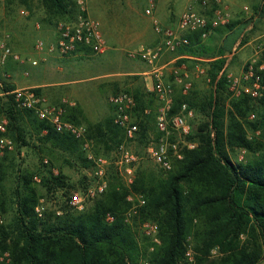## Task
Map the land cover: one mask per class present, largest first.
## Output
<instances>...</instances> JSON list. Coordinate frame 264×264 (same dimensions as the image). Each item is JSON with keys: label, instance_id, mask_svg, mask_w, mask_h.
<instances>
[{"label": "trees", "instance_id": "1", "mask_svg": "<svg viewBox=\"0 0 264 264\" xmlns=\"http://www.w3.org/2000/svg\"><path fill=\"white\" fill-rule=\"evenodd\" d=\"M40 1L48 23L57 25L77 18L76 0ZM253 8L256 15L264 18V0ZM231 27V23L226 25ZM185 35L189 44L177 50L193 57L179 58L177 66L188 59L197 60L195 63L206 68V78L212 84L209 96L203 100L194 91L175 96L173 113L187 101L190 107L200 108L206 114L197 133L189 137L197 142L196 147L186 150L184 158L176 161L169 172L153 168L143 159L131 187L125 185L118 168L110 166L107 189L85 210H75L66 201L59 207L63 210L60 214L58 208L38 213L37 207L45 196L42 189L53 194L65 186L66 175L53 172V159L67 154L81 161L85 168H91L93 163L79 139L57 131L34 110L19 107L12 94L16 86L0 82V114L9 118L8 135L17 150L28 147L39 157H50L48 165L43 164L48 172L18 169L10 173L15 161L10 159L9 152L0 159V210L10 214L0 227V250L9 252L8 264H139L143 256L150 264H192L186 255L191 244L195 264L264 261V90L259 99L247 93L232 96L227 77L228 54L233 53L241 32L230 36L209 55L204 50L201 31ZM78 52L90 50L81 47ZM262 64L264 50L258 70ZM258 72L264 85V67ZM172 82L175 83L174 76ZM36 90L42 92L41 87ZM132 94L137 102L133 115L140 127L139 141L147 146L151 132L158 134V100L148 89L136 88ZM65 107V120L87 123L97 155L111 156L125 139L124 130L114 123V109L103 120L92 122L80 105ZM252 112L257 115L255 119L250 118ZM238 148L246 149L251 157L235 161L232 154ZM36 174L42 176L40 185L34 182ZM84 179L87 188L89 177ZM132 191L144 194L147 203L140 218L158 222L160 243L153 244L143 237L141 244L138 231L126 221ZM108 213L113 215L112 221L107 220ZM214 249L220 254L216 259L210 258Z\"/></svg>", "mask_w": 264, "mask_h": 264}, {"label": "rangeland", "instance_id": "2", "mask_svg": "<svg viewBox=\"0 0 264 264\" xmlns=\"http://www.w3.org/2000/svg\"><path fill=\"white\" fill-rule=\"evenodd\" d=\"M152 0H93L90 3L89 0V12L93 18H96L101 23L102 32L107 39V41L113 45V40L118 41L123 39V43H117L121 50L120 55L116 57L107 55L109 54V49L106 53L96 54L93 52L87 53H77L72 57H51L43 52H39L35 49V42L38 39H44L45 41L51 42L54 38L48 36V34H42L41 30L45 31L46 24V13L44 7L40 0H0V41L5 35H10V40H13V32L10 28V24L15 20H26L30 22L33 26L34 24H40L39 29L33 30L30 34V42L29 47L26 50H21L19 48H15L11 42H9L12 49L21 55L23 61H16L13 58L9 57L5 62H2V52L0 49V82H8L12 83L13 80H19L21 78L26 79V81H40V82H61V84H57L55 86H49L42 88V93L53 103H61L62 101H66L68 105H80L82 109L85 111L86 116L92 122H97L99 120H103L105 117L111 115L113 113V108L110 103V97L113 94H116L121 91H130L134 92L136 88H142L146 91L148 89V85L145 82V79L141 75H132L128 76L131 78L130 82H126L125 84L120 86L119 81L117 80L118 76H104L101 78L93 79V76L98 72H110L113 69L118 68V64L122 67L130 66V62H132V67H134L135 62L140 60L138 58H131L128 56V50L132 48H136L140 45L146 46H154L156 45L160 39L158 33L155 31L154 24L152 22V18L150 15L146 13V8L149 6ZM156 4L155 15L158 17L160 23L163 26H168L167 24L161 21V16L157 13V4L159 0H153ZM184 1V5H177V8L180 10L186 9L188 7V0H179ZM206 3H205V2ZM240 2L239 7L244 16L248 15L246 11H253V6L257 3H260L261 0H238ZM200 6L204 8H208L209 10H205L202 12L204 16L208 19H211L213 15L212 11L216 7L219 6V2L217 0H198L197 1ZM176 8V10H178ZM231 17V16H230ZM252 18H249L250 21ZM263 19V18H262ZM260 20V22L256 23L252 28L248 29V21L246 22L245 28H240L234 30L230 35L235 36L238 33L244 32L245 34L243 38H249L252 35H262L264 34V20ZM232 21V20H231ZM230 21V23H231ZM55 24V23H50ZM251 24V23H250ZM54 26V25H53ZM226 26V25H225ZM171 27V26H169ZM219 27V26H218ZM176 28V27H173ZM231 28H234L232 25ZM231 28L224 29L223 31L231 30ZM247 29V30H246ZM40 30V31H39ZM216 32V33H215ZM221 30L219 28H214L211 33L207 36V38L203 39V43L205 45L206 52L208 55L210 53L216 52L215 47H218L221 44ZM153 36L155 39H153ZM260 43L256 46L253 54L249 56L246 60L250 61L253 58L257 57L256 51L259 49H263V47L259 48V46L264 41V36L260 38ZM115 44V43H114ZM233 45V52L239 50L242 44ZM179 51H167L169 59L176 56ZM244 52L237 53L232 56V63L227 67V73H232L234 75H238L240 72V67L242 62H237V57H241ZM261 55V53H260ZM119 57V58H118ZM257 59V58H256ZM259 58L257 61H259ZM34 60H38V64H33ZM114 61H118L116 63ZM142 62L144 60H141ZM188 62H185L187 69L186 71L189 74L187 78L188 81L193 83L192 88L189 94L194 91L198 93L199 100L206 99L211 90L212 84L207 80L205 75L198 74L194 59H188ZM145 62V61H144ZM245 62V63H246ZM244 63V65H245ZM258 65V62L256 66ZM177 64L173 66L176 67ZM172 68V69H173ZM164 71V81L167 83L172 82V72L171 70H163ZM28 72V74H26ZM184 72V71H183ZM114 79V80H110ZM173 83V82H172ZM174 85V96L181 95L183 93V86L181 84L173 83ZM47 90H44L46 89ZM230 88V87H229ZM50 91L51 93H49ZM188 94V95H189ZM57 96V97H56ZM195 98V97H194ZM259 99V98H257ZM61 101V102H60ZM195 119L191 122L192 131L191 134L187 136V140L189 142L195 143L197 142L191 140L189 137L193 136L197 133L200 123H202L206 119V114L200 108L195 109ZM254 114L255 117H251ZM250 115L251 119H255L257 117L255 112H252ZM84 121V120H83ZM84 124H87L85 121ZM151 140L156 136L155 130L151 132ZM249 134H253L250 132ZM141 136H137L136 139L129 141L130 146L144 156V161L147 165L159 169V167L147 157V146L141 143L139 140ZM196 147V146H195ZM10 159L15 161V167L11 169L10 173H14L18 169L30 170V171H39L38 169H45L44 171L48 172V167H43V164L46 163L45 160H48L50 157L47 154H41L39 157L34 149H29L28 147H24L20 150H17L16 146L14 150L9 152ZM233 159L235 161H245L246 159L251 157V154L243 148H238L234 154H232ZM54 160V166L52 168L53 172L58 174L60 171L66 175L65 186L59 189L55 193H47L44 189L45 193L44 198L41 200V204L39 205L41 211L44 210H53L57 209V213H62L61 205L66 204V201L69 204V207L81 211L85 210L87 206H90L93 199L87 201L86 206L83 209H78L74 207L70 201L69 196L71 193L75 194L78 190L86 189L84 186V176H88L89 179L92 177L90 173L93 172V165L91 168H85L81 166V161L77 162L73 157L67 154H60ZM48 163H46L48 165ZM45 172V173H46ZM120 174V173H119ZM35 176L41 179L40 182L35 180ZM34 176L35 184H41L42 176L40 174H36ZM123 182L126 186V180L120 174ZM107 179L108 176H107ZM89 184V183H88ZM109 184V182H108ZM89 186V185H87ZM108 187V186H107ZM128 187H131L128 186ZM131 193H139L134 192ZM144 195V194H143ZM97 197V196H96ZM1 211V210H0ZM2 213V212H1ZM126 213V212H125ZM141 214V213H140ZM3 215V224L10 218V214ZM147 220V219H146ZM152 220V219H150ZM145 220H141L140 215L135 217L130 223L133 225L135 230L138 231V237L140 239V243H143L142 238L148 237L151 243H160L161 239L158 232L159 242L153 241V239L144 233L142 229V222ZM155 221V220H153ZM157 224L158 222L155 221ZM159 225V224H158ZM1 227V224H0ZM160 230V229H159ZM150 249V248H149ZM191 249L192 256L194 260L190 263L195 264V252L194 248L191 245L188 246V250ZM145 256L142 257V259ZM220 257V254L216 249L212 251V255L210 258L216 259ZM141 259V261H142ZM140 261V263H141ZM139 263V264H140ZM264 264V261L261 263Z\"/></svg>", "mask_w": 264, "mask_h": 264}, {"label": "built area", "instance_id": "3", "mask_svg": "<svg viewBox=\"0 0 264 264\" xmlns=\"http://www.w3.org/2000/svg\"><path fill=\"white\" fill-rule=\"evenodd\" d=\"M220 1L217 0L219 3ZM76 3L78 7L77 18L74 21L58 22L56 25L57 33L53 41L38 39L35 42L37 51L47 55L70 57L79 53L78 50L81 47L88 48L96 54L106 53L111 48L102 32L101 23L89 14V0H76ZM155 9L156 4L152 0L145 11L151 16L155 31L162 37V40L154 46L140 45L129 49L127 52L129 57L140 58L152 66L153 83L150 91L155 93L158 100L156 117L158 134L148 143L146 151L147 157L162 171L169 172L173 169L176 161L184 158L186 150L196 146L195 143L187 140V136L191 134V122L195 119L196 113L187 101L181 103L178 112H172L175 102L174 86L172 83L164 81L163 68L157 66V61L163 53L176 51L178 48L189 44V38L185 35L186 32L201 31V37L205 39L214 28L228 24L231 18L227 11L220 6L216 7L211 19H208L193 6H188L180 15L177 28H173L163 26L160 23L155 15ZM9 40L10 35L7 34L0 41L2 62H5L9 57L16 61H23L21 55L12 49ZM261 47H263L262 50L256 51L257 59L264 50V41L259 46V48ZM256 58L247 61L238 75L227 74L232 96L237 97L242 93H247L252 98L257 99L263 95L262 75L258 71L264 67V64L260 65L258 70ZM33 64H38V60H34ZM196 68L198 74L207 77L206 68L203 65L197 64ZM186 69L187 66L183 63L174 67L172 74L174 82L183 86V93L189 94L193 83L187 80L189 74ZM207 80L210 81L209 78ZM36 88L30 86L12 91L17 105L34 110L40 119L46 120L57 131L68 132L79 139L82 142V149L86 157L93 163L89 186L83 191L78 190L75 194L71 193L69 196L70 203L81 210L86 206L88 200L94 199L104 192L108 186L107 176L112 165L118 168L128 186L132 185L136 178L138 166L144 159V156L135 151L129 144V141L136 139L140 130L133 115V110L137 105L134 95L128 91H121L113 94L109 99L114 109V123L124 130L125 139L111 156H104L95 153L94 143L88 136L86 124L74 123L64 119L66 101L53 103ZM146 112L148 113L149 110ZM251 117L253 118L255 115L252 114ZM8 125V116L0 114V159L15 148L14 140L8 135ZM45 162L48 163V160L46 159ZM35 180L41 181L37 176H35ZM128 200L131 202V206L125 213V219L131 223L135 217L140 215L147 200L143 194L139 193H130ZM37 211L40 215L42 214L39 206ZM107 220L112 221L113 215L108 213ZM3 222V215L0 211V224ZM141 226L145 234L150 236L153 241L159 242V225L155 221L147 219L142 222ZM186 255L191 262L194 260L191 249L187 250ZM9 262V252L0 250V264H8ZM140 264H150V261L143 258Z\"/></svg>", "mask_w": 264, "mask_h": 264}, {"label": "crops", "instance_id": "4", "mask_svg": "<svg viewBox=\"0 0 264 264\" xmlns=\"http://www.w3.org/2000/svg\"><path fill=\"white\" fill-rule=\"evenodd\" d=\"M92 1L93 0H90V3H92ZM197 1L198 0H188V2H187L189 4L188 6H193L195 9H197L201 13L204 12L205 10H209L208 8H204V7L200 6V4L197 3ZM178 4L180 6H182V5H184V1L180 2L179 0H159V3L157 4V13H159V16H161V21L163 20L162 21L163 23L167 24L168 26L177 28L179 17L182 14V12L185 10V9H183V10L178 9L177 8ZM239 4H240V2L238 0H221L219 3V6L224 8L227 11V13L231 16L230 21L232 20L231 24L234 25V28H231V30H228V31H223L224 29H227L225 26L227 24L219 26L221 33H222L220 45H222L224 42L227 41V39L230 36H232L230 34L232 32H234V30H237V29H240L243 27L245 28V25L247 24L246 22L248 21L249 18H252V19L248 24V29L252 28L256 23L260 22V20H261V18L258 15H256V13H254V10L250 11V12L246 11V13L248 15L244 16L242 11H241V8L239 7ZM176 8L178 10H176ZM89 14H90V12H89ZM211 14L214 15L213 11ZM262 20H264V18ZM39 27H40V25L38 23L34 24V26H33L30 22H28L26 20H15L13 23L10 24V28L12 29V32H13V40H11L9 42H11V44L15 48H19L21 50H26L29 47V42H30L29 37H30L31 32L33 30H37V28L39 29ZM46 32L50 33V34H48V36L52 35L51 37L55 38L56 33H57L56 24H50V23L46 22L45 31L41 30V33L47 34ZM244 34H245V31L242 32L240 38H238L237 42L235 43L234 49H235L236 45H238L241 42ZM262 36H264V34L252 35L249 38H246L245 39L246 41L242 44V46L239 48L238 51L233 52L232 54H228V58H229L228 64H233L231 61H232V56H234L235 53H237L239 55L240 52H244L241 57L236 58L238 63L242 62V65L240 67V72H239V73H241V70L244 66V63L249 58V56L251 54H253L256 46L260 43V41H261L260 38ZM153 39H155L154 36H153ZM159 39H160V41L162 40V37L160 35H159ZM111 42H113V45L108 42L111 46V49L109 50V54H107V55H110V56L117 58V56H119L121 54L120 53L121 48L116 44L120 43V42L123 43V39L118 40V41L113 40ZM167 55H168L167 53L166 54L163 53L161 55V57L157 61V66L162 67L163 70L169 69V70H171V72H172L173 66L177 63V60L179 58H181V57L192 58L193 57L191 55L182 54L180 52H178L176 54V56H174L171 59H169V56H167ZM50 56L55 57V55H50ZM138 59H140V58H138ZM141 60L142 59L137 60V62H135L134 67H132V64H133L132 62H130V66H126V67H122L118 64V68L113 69L110 72H107V71L98 72L97 74H95L93 76V79L101 78L104 76H118L117 80L119 81L120 86H121V85L125 84L126 82H130L131 78L129 77V79H128V76L141 75V76H143L146 84L148 85V91H150V89L152 88V83H153L152 66L149 63H147L146 61L142 62ZM114 62L119 63L118 61H114ZM110 80H114V79H110ZM12 83L16 86V89L23 88V87H30V86L44 88V87L55 86L57 84H61V82H52V81H49V82H40V81L29 82V81H26V79H24V78H21L19 80H13ZM44 90H47V88ZM48 92L51 93L50 91H48Z\"/></svg>", "mask_w": 264, "mask_h": 264}]
</instances>
